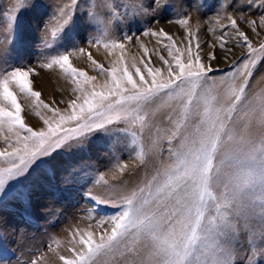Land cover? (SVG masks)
<instances>
[{
    "label": "snow or ice",
    "instance_id": "snow-or-ice-1",
    "mask_svg": "<svg viewBox=\"0 0 264 264\" xmlns=\"http://www.w3.org/2000/svg\"><path fill=\"white\" fill-rule=\"evenodd\" d=\"M25 3L20 0L21 6ZM153 3L159 6L162 0ZM77 4L78 0H69L53 17L55 23L46 26L41 38L45 48H52L74 22ZM99 7L107 8V13L98 10L96 3L86 13L96 28L90 43L116 59L106 68L91 53L87 55L105 77L103 82L73 65L71 58L84 54V48L57 51L41 65L58 68L73 85L74 98L64 109L53 106L55 102L45 103L42 93L34 90V68L0 71V142L4 145L0 147V202L4 197L28 199L30 193L19 186L22 179L56 155L81 151L102 133L114 145L130 147L144 175L119 194L118 215L72 231L66 249L70 255L61 254L60 241H54L61 264H239L241 259L258 264V257L264 259V89L249 91V81L257 65L264 63V43L254 47L236 19L228 17L239 38L237 46L242 43L247 52L217 84L209 77L211 66L205 65L199 51L193 52L191 41L182 51L163 30L152 32L171 42L165 45L170 59L160 56L165 75L163 69L150 66L144 45V56L137 61L127 56L124 43L111 39L115 21L129 12L146 14L149 6L143 0H130L122 5L123 14L107 0ZM178 22L187 26L189 20ZM13 40L14 36L7 43ZM209 59H216L215 53ZM21 96L31 102L43 127L34 129L25 122ZM42 110L50 115H42ZM161 112L163 119L157 121ZM127 168V164L116 165L121 175ZM82 170L80 161L68 163L62 171L53 168L52 179L59 176L61 183L71 186ZM101 182L109 184L103 174L92 180ZM84 195L96 203H109L91 190ZM49 249L53 250L51 245ZM43 260L41 256L30 264Z\"/></svg>",
    "mask_w": 264,
    "mask_h": 264
},
{
    "label": "rangeland",
    "instance_id": "rangeland-1",
    "mask_svg": "<svg viewBox=\"0 0 264 264\" xmlns=\"http://www.w3.org/2000/svg\"><path fill=\"white\" fill-rule=\"evenodd\" d=\"M105 2L106 0H78L74 10V22L69 24L66 32L60 35L52 48H45L41 39V31H44L45 34L46 26L51 27L55 23L53 17L58 15L59 9L69 3V0H26L23 6H21L20 0H0V37H3V42L0 39L2 43H0V71L10 70L16 66L35 67V74L31 77L34 81V90L42 93L41 99H44L45 103L53 104L55 102L53 106L64 109L67 102L74 98L71 91L73 85L66 79L58 85L54 78L55 75L52 72L46 73V68H43L40 63L45 62L51 54L54 55L57 51H74L76 47L84 48L83 45L91 44L90 41L96 35V28L88 22L86 13L90 4L96 3L98 10L106 14L108 9L99 7ZM107 2L117 6L116 10L123 14L125 9L122 5L128 4L130 0H107ZM143 4L149 6L146 14L133 15L129 12L126 18L114 22L111 39H118L117 41L122 43L127 42L125 44L127 56L129 58L136 57L137 61L144 56V51L141 48V45H144L151 57L150 66L163 69L165 75L167 69L160 60V56L170 59L165 45H169L171 42L165 38L151 35L152 32L163 30L172 37L176 46L180 47L182 51L189 46V41H191L193 52L199 51L205 65L211 66L212 71L209 73V77L216 79L217 84H219V78L222 79L225 74L229 73L232 65L239 61L243 53L247 52V48L242 43L237 46L239 38L235 36L236 29L230 27L228 17L236 19L239 30L248 35L254 47L264 43V26H261V17L264 16V0H162L159 6L153 3V0H143ZM13 17H15L14 23L12 22ZM75 17H79V19H75ZM182 18L189 20L187 26L178 22ZM252 20L256 21L255 25L249 23ZM253 27L256 28L255 32L252 30ZM180 30L181 32H179ZM145 32L149 34L145 35ZM189 32H191V36ZM13 36L14 40L10 44L7 43V39L12 40ZM126 37H131V40L129 41ZM27 42L34 44L28 48ZM197 43L200 45L199 49L196 48ZM222 43L224 44L223 48L220 46ZM24 47L28 49L24 50ZM101 49L104 51L103 47ZM26 52H29L31 58L27 57L28 53ZM88 53L90 52L85 50V53L82 54V56L84 55L83 59L86 60L88 66L90 65V70L94 71L98 81L102 83L105 77L99 75L95 70V66L88 60ZM105 53L108 51L106 50ZM210 53H215L216 59H209ZM73 57L72 60H75L78 55ZM114 59H116V55L95 60L107 68ZM36 68L41 72L44 71V74L38 73ZM260 89H264V63L257 65L249 81V91L255 92ZM20 99V103L24 104V98L20 97ZM62 100L65 103H60ZM45 114L50 115L47 111ZM22 115L30 117L31 113L23 108ZM162 119L163 112L156 116L157 121ZM25 122L27 123L26 119ZM3 146V142H0V147ZM164 155H167L166 151ZM133 156L134 153L130 147H125L123 143L114 145L112 138L101 133L95 135L90 144L81 151L72 155L65 153L56 155L49 163L42 164L30 176L22 179L19 186L30 193L28 199L4 197L0 202V264H30L31 260L41 256L44 257L41 264H61L56 256L54 241H60L59 252L61 254L70 255L66 250L68 242L72 231L81 228L80 222L84 223L82 229H85L89 224L95 226L98 221L118 215L122 210L119 206V194L133 188L143 177L145 171L139 161L133 159ZM60 158L66 160V165L77 161L81 162L83 170L71 186L61 183L58 176L56 179H52L53 168L62 171L66 167L57 164ZM118 163L127 164L128 168L125 172L133 174V177H127L125 182H122L119 189L110 188L113 185H105L102 182L100 184L92 183L94 178L98 179L99 175L109 173L110 169L116 170V173ZM85 180L88 182L85 183ZM39 185L47 191L45 201L40 200L41 194L38 197L36 195ZM88 190L101 199L109 200V203L101 204L89 199L84 195ZM78 199L80 205H75ZM71 205L73 209L70 211L68 206ZM79 208L82 209L80 213L78 212ZM87 212L88 216L84 217V213ZM19 213H24L35 223L40 224L42 228L32 230L24 224H19L14 217ZM71 215L75 219L74 226L75 223L77 224L75 228L70 224ZM45 241L52 246L53 250L49 249L50 245L44 247ZM244 249L247 250V245H244ZM244 255L245 252L242 251L241 256ZM257 260L258 264H264V259L258 257ZM239 264H245V261L241 259Z\"/></svg>",
    "mask_w": 264,
    "mask_h": 264
},
{
    "label": "bare ground",
    "instance_id": "bare-ground-1",
    "mask_svg": "<svg viewBox=\"0 0 264 264\" xmlns=\"http://www.w3.org/2000/svg\"><path fill=\"white\" fill-rule=\"evenodd\" d=\"M44 1V0H43ZM61 1H63V0H61ZM28 2V1H27ZM47 4V3H46ZM30 7V6H29ZM41 7V6H40ZM221 12V11H220ZM234 15V14H233ZM191 16V15H190ZM196 16V15H195ZM197 18V17H196ZM192 19V18H191ZM193 19H195V18H193ZM192 19V20H193ZM200 20V19H199ZM170 24V23H169ZM174 24V23H173ZM155 25V24H154ZM160 25V24H159ZM204 25V24H203ZM172 26V25H171ZM199 25L197 24V27H198ZM152 28H154V27H152ZM162 28V27H161ZM179 30V29H178ZM179 32H181V30L179 31ZM1 33V32H0ZM3 35V34H2ZM1 35V36H2ZM44 35V31H41V36H43ZM128 35V34H127ZM144 35V34H143ZM179 35V34H178ZM206 36V35H205ZM149 37V36H148ZM150 38V37H149ZM0 39H2L1 41L3 42V37L1 38L0 37ZM118 40V39H117ZM150 40V39H149ZM7 41H8V39H7ZM34 42V41H33ZM1 43V42H0ZM84 43V42H83ZM133 43V42H132ZM2 44V43H1ZM22 44V43H21ZM31 44H34V43H31V42H27V44H26V46H28V48H29V46L31 45ZM85 44V43H84ZM124 44H127V42L126 43H124ZM203 45V44H202ZM4 46V45H3ZM34 46V45H33ZM84 46V48H85V50L86 51H89L90 53H91V55H92V58L95 60H97V58H99L100 60H101V58L102 57H105V56H107V57H114V55H109L108 53H105L106 52V50L104 49V51L101 49V47H96V46H93V44H85V45H83ZM129 46V45H128ZM127 47V46H126ZM27 47H24V50H27L28 49ZM32 48V47H31ZM20 50V49H19ZM23 50V49H22ZM128 50V49H127ZM132 50V49H131ZM205 50V49H204ZM212 50V49H211ZM29 51H30V49H29ZM41 51V50H40ZM133 51V50H132ZM11 52H13V51H11ZM16 52V51H15ZM18 52V51H17ZM117 52H118V50H117ZM204 52V51H203ZM20 53V52H19ZM18 53V54H19ZM26 53H28L27 54V57L29 58H31V56L29 55V52H26ZM155 54V53H154ZM51 55H53V54H51ZM78 55V57L75 59V60H72L73 61V65L74 66H77V64H78V66H77V68H80L81 67V69H85V71H87V73L90 75V76H95V73H94V71H91L90 70V65L88 66V64H87V62H86V60L85 59H83L84 58V55L82 56V54H77ZM26 56V55H25ZM26 58V57H25ZM33 58V57H32ZM71 59H74V57H72ZM29 61V60H28ZM212 61V60H211ZM39 62H40V60H39ZM47 62V60L45 61V62H43V63H40L41 65L42 64H44V63H46ZM217 62V61H216ZM76 63V64H75ZM210 63V62H209ZM161 65V64H160ZM35 68V67H34ZM40 68H42V67H40ZM36 71L38 72V73H42V74H44V71H39L37 68H36ZM52 72V74H54L55 75V81L56 82H58L57 84L59 85L60 83L62 84L65 80V78H64V76H63V74L60 72V70L58 69V68H53V69H46V73H51ZM48 77V76H47ZM37 79V78H36ZM40 79V78H39ZM39 79H37V80H39ZM43 79H44V77H43ZM62 80V81H61ZM221 80V78H219V80L218 81H220ZM61 81V82H60ZM67 81V80H66ZM34 82V81H33ZM39 82V81H38ZM46 82V81H45ZM47 83V82H46ZM42 84V83H41ZM43 85V84H42ZM35 86V85H34ZM50 86V85H49ZM43 87V86H42ZM36 89H37V87H36ZM49 89V88H48ZM42 90V89H41ZM52 93H53V91H52ZM53 95V94H52ZM41 96H43V95H41ZM22 97V96H21ZM47 97V96H46ZM54 99V98H53ZM21 100V99H20ZM44 100V99H43ZM24 101H25V103L24 104H22V106H23V108H25L26 110H29L30 111V113H31V115H30V117H28V115H26V117H25V115H24V117H25V119H26V121H27V123H28V125L29 126H31V127H33V128H39V127H42L43 126V122H41V120H40V118L37 116V117H34L33 115H35L34 114V112L31 110V102L30 101H28V100H25L24 99ZM25 113V112H24ZM42 115H46L45 114V111H43L42 110V113H41ZM24 119V120H25ZM96 155H98V154H96ZM57 164H62V165H65V166H67L66 165V160L64 159V158H60V160L58 161V163ZM58 169V168H57ZM116 171V170H115ZM115 171L112 169H110V172L108 173V172H106V174H105V178L106 179H108L109 180V184L110 185H113L112 187H110V188H114V189H119L120 188V185L122 184V182H125V179H127V177H131L133 174H128L127 172H124L122 175L121 174H116V173H118V171L115 173ZM113 174H115L116 175V179L115 180H113L112 179V176H113ZM59 177V176H58ZM133 177V176H132ZM35 188H36V185H35ZM38 189H37V193H36V195H37V197L41 194V196H40V200H42V201H45L46 200V198H45V196L47 195V191H45V189L44 188H42L40 185L37 187ZM50 203H52V202H50ZM68 209L70 210V209H73V207H72V205L71 206H68ZM76 209V208H75ZM71 211V210H70ZM83 215V214H82ZM84 217H87L88 216V212L85 214L84 213V215H83ZM70 217H72V215L70 216ZM90 217V216H89ZM74 218L72 217V220L70 221V224H72L73 225V228H75V226L77 227V224L75 223V226H74ZM83 222H80L79 223V225H80V229H82L83 228ZM65 237V235L63 234V238Z\"/></svg>",
    "mask_w": 264,
    "mask_h": 264
}]
</instances>
